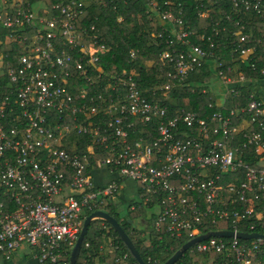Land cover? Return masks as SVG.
<instances>
[{"label": "built area", "instance_id": "1", "mask_svg": "<svg viewBox=\"0 0 264 264\" xmlns=\"http://www.w3.org/2000/svg\"><path fill=\"white\" fill-rule=\"evenodd\" d=\"M144 1L169 30L166 43L180 48L160 55L168 65L167 81L147 90L136 81L135 70H102L106 47L96 36L76 29L84 1L68 0L50 10L44 4L30 7L27 0H0V30L12 31L24 43L23 55L13 60L0 57L1 263L12 262L25 247L32 264H69L85 219L105 201L120 197L125 182L137 187L143 205L157 208L155 230L171 238L204 235L207 217L213 224L216 218L230 221L229 232L241 233L237 228L243 221L260 215L256 208L264 192L262 100L252 90L245 107L227 111L221 99L210 117L180 107L169 109L170 94L185 88L189 76L206 63L226 94L237 96L236 85L247 81L242 73L236 78L225 74L213 43L205 51L192 42L194 33L180 4L172 10V0ZM161 1L165 9L158 12ZM230 1L236 15L264 11L262 0ZM216 2L199 4L197 17L206 18L207 7ZM27 31L32 35L20 33ZM245 44L248 36H240V51L235 52L243 63L254 54ZM136 56L137 52L130 54L131 59ZM250 68L256 70L255 64ZM259 75L264 79V68ZM206 86L197 83L191 89L205 94ZM72 136L85 137V147L79 148L75 140L67 145ZM249 147L259 158L255 167L243 161ZM98 171L114 178L96 185ZM229 240L211 237L191 249L251 264L264 245L261 239L250 244L236 237ZM99 249L105 256L114 255L113 237L103 235ZM127 261L128 255L122 254L114 264Z\"/></svg>", "mask_w": 264, "mask_h": 264}, {"label": "trees", "instance_id": "2", "mask_svg": "<svg viewBox=\"0 0 264 264\" xmlns=\"http://www.w3.org/2000/svg\"><path fill=\"white\" fill-rule=\"evenodd\" d=\"M66 1L68 0H27L30 7L44 4L50 10L53 5ZM82 1L86 3V6L82 9V13L77 16L76 29L79 33L86 31L89 37L96 36L98 44L106 47L107 53L101 57L100 65L102 70L114 72L112 67L115 68V71H121L122 69L135 70V79L144 90L156 88L162 82L167 81L168 65L160 61V55L164 51H169L173 48L180 50V48L177 46L170 47L166 43L169 30L165 27V24L161 23L154 12L149 11L144 0ZM172 1L175 6L171 9H176V5L180 4L184 19L191 24L190 29L194 33L192 42L205 51H210V44L213 43L215 45L213 51L221 58L225 74L236 78L237 74L242 73L247 81L246 84L236 85L235 88L239 91L237 96L224 93L225 110L229 111L245 107L253 90L252 84L248 82L263 79L259 75V70L264 68V11H247L236 15L230 0H217L215 5L207 7L209 10L207 17L199 19L197 17L198 5L206 3V0ZM262 2L264 3V0ZM160 4V11L158 12L165 9L162 6V1ZM7 10L10 13L12 11L10 9ZM227 16L230 17V21H227ZM119 18H121L120 22H118ZM20 33L23 37L32 35L30 31ZM11 35L14 38H11ZM243 35L248 36L249 44L242 46L254 49V54L247 63H243L239 53L235 52L236 50L240 51L239 38ZM15 36L17 34H13L12 31L7 29L0 30V57L9 55L13 60L23 55L24 43L15 38ZM132 52H137L135 59L130 58ZM250 64H255L256 70H252ZM227 68H231L232 71L227 72ZM212 80L215 81V74L211 66L206 63L201 69L189 76L186 80L185 88L177 89L170 94L173 101L168 105L169 109L180 107L193 110L200 117H210L219 109L216 105V96L219 91L215 92L211 87ZM197 83L207 84L205 87L207 92L205 94H201L199 89L192 92L191 87ZM210 104H213L214 108H208ZM244 116L247 117L246 114ZM181 131L186 130L182 128ZM74 140L81 149L87 143L85 137L74 138L72 136L67 145H71ZM237 141L242 140L238 139ZM252 151V147H249V151L243 154V161L255 167L259 158ZM238 178L240 182L242 174H239ZM227 181L225 180V182ZM224 197L227 208L232 210L228 206V197ZM122 206L123 200L117 195L115 200H107L95 210L107 213L119 223L145 264H164L184 244L192 240L186 234L181 238H171L164 232L157 233L154 227L156 214L144 215L143 209L145 207L139 203L130 205L131 213H128V216L123 219L119 212ZM132 206L134 207L133 210L131 209ZM146 208L153 209V206L150 205ZM256 213L260 215L243 221L237 230L246 234L257 233L264 235V192L260 193ZM136 220H138V223ZM212 220L211 217L203 220L202 234L230 230V221L216 218L215 224H213ZM135 223L141 225L143 232L135 229ZM103 235L113 237V244L117 247L114 255L105 256L101 253L99 247ZM159 236H161V239H159ZM228 241L230 240L225 238V242ZM250 242L242 241L245 244H250ZM87 243H89V247L85 246ZM122 254L128 255V261L124 262V264H137L117 233L107 223L93 221L88 228L76 264H94L103 260H106L107 264H114L115 259ZM148 259H150V262H148ZM175 264L236 263L233 262L230 256L227 257L226 254H199L190 249ZM251 264H264V245L261 247V252L251 261Z\"/></svg>", "mask_w": 264, "mask_h": 264}, {"label": "water", "instance_id": "3", "mask_svg": "<svg viewBox=\"0 0 264 264\" xmlns=\"http://www.w3.org/2000/svg\"><path fill=\"white\" fill-rule=\"evenodd\" d=\"M100 220L105 223H107L119 236L123 244L128 249L130 255L133 257V259L137 262V264H145L143 260L141 259L139 253L136 251L135 247L133 246L131 240L127 236V234L123 231L119 223L115 221L112 217H110L107 213L103 211H95L94 213L90 214L84 221L82 231L78 237V240L75 243V246L71 252L69 264H76L77 259L79 256V253L81 251V247L83 244V241L87 235L88 228L92 221ZM132 223V222H130ZM211 237L215 238H226L230 239L233 237H236L237 239H240L242 241H250V240H264V235H260L257 233H233L229 231H216L211 232L208 234L200 235L198 237L193 238L186 244H184L180 250H178L167 262L164 264H175L187 251H189L192 247H194L196 244L201 243Z\"/></svg>", "mask_w": 264, "mask_h": 264}, {"label": "rangeland", "instance_id": "4", "mask_svg": "<svg viewBox=\"0 0 264 264\" xmlns=\"http://www.w3.org/2000/svg\"><path fill=\"white\" fill-rule=\"evenodd\" d=\"M211 86H213V90H216V91L219 90L217 87V82H215L214 80H212ZM262 101L264 104V94H262ZM94 176H95V184L100 185L101 184L100 182L102 181V179H99V178L103 176V172L96 173ZM108 179H109V177L106 176V177H104L103 181L108 180ZM123 187H125L126 192L124 191L121 193V195L123 194L124 200H123V206L119 209L120 215L123 217V219H125L128 216V213H131L129 206L132 205L133 203H137V204L139 203L140 205L145 207V209H143L144 215L149 216L151 214H154L157 211V208L147 209L146 208L147 206L143 205L142 200L140 199L139 195L136 193V190H135L133 185L126 183L123 185ZM121 195H120V197H121ZM136 222L138 223V220H136ZM137 223L134 224L135 229H137V231L143 232L142 227H140L141 225H139ZM23 251H27V248H25V247L21 248L19 250V253H22ZM0 264H5V263L0 262Z\"/></svg>", "mask_w": 264, "mask_h": 264}, {"label": "crops", "instance_id": "5", "mask_svg": "<svg viewBox=\"0 0 264 264\" xmlns=\"http://www.w3.org/2000/svg\"><path fill=\"white\" fill-rule=\"evenodd\" d=\"M261 84H262V85H261ZM218 89H219L218 91L221 92V93H219V92L217 93V96H216L217 102H218V100H221V99L224 98V97H223V96H224V90L221 89L220 87H218ZM253 90L257 93V95L259 96V98L262 100V94H264V79L258 81L257 83H255V84L253 85ZM215 92H217V91L215 90ZM262 102H263V101H262ZM100 172H103V176L99 178V179H102V181L100 182V183H101L100 185H103V184L107 183L108 180L114 178V177H112V176L110 177V175H109L108 173L104 172V171H98V172H96V173H100ZM96 173H95V174H96ZM104 175H105V176H104ZM106 176H108L109 179L103 181L104 177H106ZM94 180H95V176H94ZM126 183H129V184L133 185L134 188H135V190H136V193H137V187H136L133 183H131V182H125V184H126ZM123 185H124V184H123ZM126 186H127V185H126ZM127 188H128V187H127ZM124 191L126 192V189H125V187H122L121 193L124 192ZM121 193H120V195H121ZM137 194H138V193H137ZM121 199L124 200L123 194L121 195ZM157 212H158V210L155 212V214H156ZM25 252H26V251H23L22 253H19V251H18V253H17V255L15 256V258L13 259V261L10 262V263H5V264H32L33 262L30 260V258L28 259V258L24 255Z\"/></svg>", "mask_w": 264, "mask_h": 264}]
</instances>
